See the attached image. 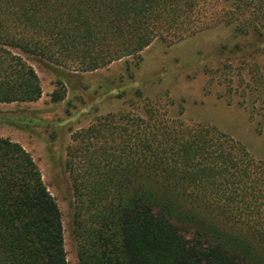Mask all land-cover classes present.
<instances>
[{
    "label": "trees",
    "instance_id": "16d2710c",
    "mask_svg": "<svg viewBox=\"0 0 264 264\" xmlns=\"http://www.w3.org/2000/svg\"><path fill=\"white\" fill-rule=\"evenodd\" d=\"M220 23L261 35L264 0H0V103L42 96L27 58L71 83ZM66 166L79 264H264V162L211 125L146 102L77 132ZM0 264H68L56 199L3 137Z\"/></svg>",
    "mask_w": 264,
    "mask_h": 264
},
{
    "label": "rangeland",
    "instance_id": "374dc122",
    "mask_svg": "<svg viewBox=\"0 0 264 264\" xmlns=\"http://www.w3.org/2000/svg\"><path fill=\"white\" fill-rule=\"evenodd\" d=\"M27 61L37 71L42 96L0 103V137L20 143L40 169L62 212L68 264H79V259L66 163L76 133L96 119L157 103L173 117L228 134L264 162V112L259 111L264 83L254 81L261 77L264 82V28L261 35H246L220 23L176 43L156 41L139 59L78 73L65 84L42 62ZM226 65L231 67L225 71Z\"/></svg>",
    "mask_w": 264,
    "mask_h": 264
}]
</instances>
